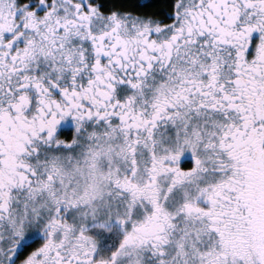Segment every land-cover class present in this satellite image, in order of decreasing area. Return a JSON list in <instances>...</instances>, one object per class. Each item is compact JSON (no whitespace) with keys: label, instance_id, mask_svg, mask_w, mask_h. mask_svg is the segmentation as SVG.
I'll use <instances>...</instances> for the list:
<instances>
[{"label":"snow or ice","instance_id":"6c2138e0","mask_svg":"<svg viewBox=\"0 0 264 264\" xmlns=\"http://www.w3.org/2000/svg\"><path fill=\"white\" fill-rule=\"evenodd\" d=\"M0 264H264V0H0Z\"/></svg>","mask_w":264,"mask_h":264}]
</instances>
